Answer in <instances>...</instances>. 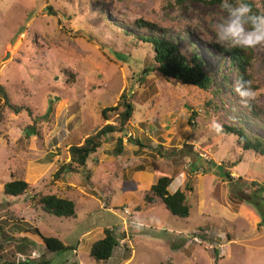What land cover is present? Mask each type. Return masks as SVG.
Masks as SVG:
<instances>
[{"label": "rangeland", "instance_id": "rangeland-1", "mask_svg": "<svg viewBox=\"0 0 264 264\" xmlns=\"http://www.w3.org/2000/svg\"><path fill=\"white\" fill-rule=\"evenodd\" d=\"M226 18L220 6L198 1L0 0V220H23L60 240L67 249L50 255L49 264H264V156L210 130L214 118L231 120L264 137V121L234 100V76L227 84L219 78L228 62L214 46L232 45L216 42ZM138 19L186 31L183 40L217 72L221 119L203 108L210 95L195 96L152 71V48L133 30ZM253 50L254 102L264 109V45ZM123 93L135 107L125 143L139 152L109 150L102 166L90 159V170L53 181L69 147L100 129L101 110L116 106ZM32 130L37 135L28 138ZM157 146L165 154L157 155ZM161 177L174 178L171 193L192 188L189 218L173 217L160 200L141 205ZM17 179L30 190L7 196L4 185ZM39 194L72 200L76 218L46 214L32 198ZM105 229L119 247L109 261H95L90 247ZM0 246L1 264H38L44 250L39 237L10 225H0Z\"/></svg>", "mask_w": 264, "mask_h": 264}, {"label": "trees", "instance_id": "trees-1", "mask_svg": "<svg viewBox=\"0 0 264 264\" xmlns=\"http://www.w3.org/2000/svg\"><path fill=\"white\" fill-rule=\"evenodd\" d=\"M176 1L178 5H183L187 1H198L208 5H218L220 7L222 3V0ZM227 3L232 7L238 6L241 3H248L252 7L253 13L264 15V0H261L260 6L253 0H227ZM49 9L52 10V8ZM133 30L138 33L140 42L149 44L152 48V71L170 84L179 86L189 93L192 92L195 96L201 93L210 95L211 97H209V100L203 104V108L207 115H210L213 111L215 117L221 119L222 115H217V112L219 113V110H221V104L215 102V99L220 95L219 90L216 88L217 72L209 68L207 62L186 37L185 40H183L184 36H188L186 35V31L178 26L164 28L154 22L144 19L136 20L133 24ZM214 48L218 53L225 56L228 62L227 67L223 69V71H218L220 80L224 81L226 84L232 76H234L235 82L239 78L250 80L251 86L256 93L259 90V86L255 84L254 81V50H244L239 47L217 44H215ZM69 76L74 80L72 74L69 73ZM2 93L3 88L0 86V95ZM234 100L241 104L235 92ZM5 104L16 113H19V109L16 107L13 108L7 97L5 98ZM51 109L52 105L50 106V110ZM246 109L253 118L264 121V109L258 106L254 101L251 103V106ZM192 113V116H196L195 111L192 110ZM134 114L135 107L127 98L126 93L121 95L116 106L102 109L101 115L105 122L104 125L96 132L87 136L82 143L69 147V161L59 164L57 171L53 175V181L62 180L68 173H76L79 169L85 168L90 157L98 152L108 138L114 134H118L119 137L116 140V147L113 153L115 156L123 155L125 152L124 137L127 135L128 126L133 120ZM222 125L223 133L236 136L239 146L244 151H254L256 154L264 156V137L251 134L244 125L240 123L235 124L231 120L224 122ZM35 135H37V132L33 130L30 131L29 134L27 133L28 138ZM134 143H136L140 149L144 148L139 140H134ZM153 149L157 155L165 154L161 146H157ZM174 150L175 149H173L171 155L175 154ZM161 151L163 153H161ZM226 176L228 178L231 177L229 174ZM173 181L174 178L171 177H161L157 179V181L151 185L148 190L149 195L141 202V205L144 203L152 205L156 200H160L165 209L173 217L187 219L190 217L192 209L188 202V194L191 193L192 188L188 185L184 190H178L171 195L168 189ZM29 190L30 185L21 179L10 181L4 185V193L12 198H21L26 195ZM32 198L37 202L40 209L48 215L67 219L76 218V205L70 199L61 198L57 195L43 194L33 196ZM0 225H3V227L10 225L13 231H18L20 233L32 232V234L39 237L40 242L44 246V250L37 260L38 264H49L47 259L50 255L67 249L60 240L43 236L37 228L23 220H18L11 224L4 219L0 220ZM118 247L119 242L114 235V231L105 229L103 231V238L92 243L90 247V256L95 261H109ZM1 250L2 248L0 246V252ZM130 257L131 250L127 249L123 259L128 261ZM2 260L3 257L0 256V264ZM160 264H170V262Z\"/></svg>", "mask_w": 264, "mask_h": 264}, {"label": "clouds", "instance_id": "clouds-1", "mask_svg": "<svg viewBox=\"0 0 264 264\" xmlns=\"http://www.w3.org/2000/svg\"><path fill=\"white\" fill-rule=\"evenodd\" d=\"M221 8L226 10L227 18L226 23L218 25L217 43L222 44L223 41L229 40L232 42V47H239L244 50L255 49L259 45H264V15L253 13L252 7L248 3H241L232 7L227 3V0H222ZM234 91L245 108L250 107L256 99V93L250 80L237 79L234 84ZM210 130L221 134L223 125L214 118L211 121Z\"/></svg>", "mask_w": 264, "mask_h": 264}, {"label": "crops", "instance_id": "crops-1", "mask_svg": "<svg viewBox=\"0 0 264 264\" xmlns=\"http://www.w3.org/2000/svg\"><path fill=\"white\" fill-rule=\"evenodd\" d=\"M114 135H117V136H114ZM114 135H112V140H111V142L113 143L111 146H109L108 148H107V145L106 144H104L103 146H102V148H100L99 150H98V152H96L94 155H92L91 157H90V159H92V161H94L95 162V160L96 161H98L99 160V162L97 163V165H96V167H100V166H102L106 161H107V154H109V153H107L109 150H110V152H114V150H115V147H116V140H117V138L119 137V135L118 134H114ZM125 140V139H124ZM114 145V146H113ZM124 148H125V152H129L130 150L132 151L133 150V148H134V146L132 145V143H130V144H127V143H125V141H124ZM136 150H137V148L135 147V150H133V154L136 152ZM138 151V150H137ZM106 152V153H105ZM139 152V151H138ZM107 155V156H106ZM113 155H114V153H113ZM113 155H111V156H113ZM115 156V155H114ZM88 160V162H87V170L89 169V163L91 162V160ZM95 166V165H94ZM91 169V168H90ZM89 169V170H90ZM141 173H143V174H147L146 172H141ZM139 176H141L139 179L141 180V178H143V176H142V174L141 175H139ZM147 178H148V176L146 177V180H147ZM174 182V181H173ZM135 184H136V182H134ZM134 184V185H135ZM150 187H151V185L149 186V189H150ZM148 189V190H149ZM178 190H180V191H182L180 188L178 189ZM177 190V191H178ZM168 191H169V193L172 195V194H174V193H171L170 192V190L168 189ZM58 196V195H57ZM60 197V196H59ZM61 198H66V197H61ZM66 199H68V198H66Z\"/></svg>", "mask_w": 264, "mask_h": 264}, {"label": "built area", "instance_id": "built-area-1", "mask_svg": "<svg viewBox=\"0 0 264 264\" xmlns=\"http://www.w3.org/2000/svg\"><path fill=\"white\" fill-rule=\"evenodd\" d=\"M128 136L131 137L130 134H128Z\"/></svg>", "mask_w": 264, "mask_h": 264}, {"label": "water", "instance_id": "water-1", "mask_svg": "<svg viewBox=\"0 0 264 264\" xmlns=\"http://www.w3.org/2000/svg\"><path fill=\"white\" fill-rule=\"evenodd\" d=\"M144 74H145V72H144Z\"/></svg>", "mask_w": 264, "mask_h": 264}]
</instances>
